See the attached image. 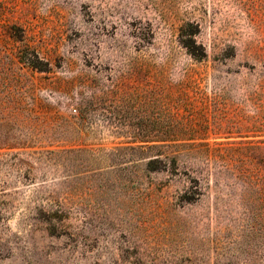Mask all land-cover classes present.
<instances>
[{
  "label": "rangeland",
  "instance_id": "374dc122",
  "mask_svg": "<svg viewBox=\"0 0 264 264\" xmlns=\"http://www.w3.org/2000/svg\"><path fill=\"white\" fill-rule=\"evenodd\" d=\"M262 4L0 0V264H264Z\"/></svg>",
  "mask_w": 264,
  "mask_h": 264
},
{
  "label": "trees",
  "instance_id": "16d2710c",
  "mask_svg": "<svg viewBox=\"0 0 264 264\" xmlns=\"http://www.w3.org/2000/svg\"><path fill=\"white\" fill-rule=\"evenodd\" d=\"M262 6L264 7V4H262ZM205 49V48H204ZM204 51V50H203ZM233 51V56L238 54V50L236 47L232 48ZM193 53V52H191ZM204 53H206L204 51ZM207 55V54H206ZM246 56H249L251 58H253L254 60L262 63L264 65V44L263 45H259L256 44L254 46H250L246 49ZM259 89L261 94L264 95V79L260 82L259 84ZM171 127V126H169ZM141 141V140H140ZM153 141H157L156 143H152V144H148V142H153ZM167 140L165 139H161V140H144V142H147V144H142V145H138V146H133L130 147V150H139L143 153H148V151L156 148L159 150H162V148H170V147H174V144H170V143H165ZM179 146H186V145H177L176 147ZM161 155H163L162 153H157L155 157H150V159L148 160L147 164H146V168L150 171H154V172H169V173H173L174 171H178L180 168V162L181 159L183 157V155L181 154V152H171V154H164V157H161Z\"/></svg>",
  "mask_w": 264,
  "mask_h": 264
}]
</instances>
